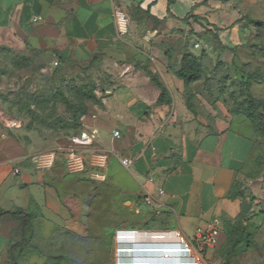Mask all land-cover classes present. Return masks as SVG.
<instances>
[{
  "label": "crops",
  "instance_id": "1",
  "mask_svg": "<svg viewBox=\"0 0 264 264\" xmlns=\"http://www.w3.org/2000/svg\"><path fill=\"white\" fill-rule=\"evenodd\" d=\"M118 10L127 17L123 33ZM135 13L148 22L145 31ZM0 24L60 70H88L85 92L93 95L74 128L31 125L0 106V264H19L33 236L83 232L110 204L137 218L121 219V231L179 232L189 242L219 219L205 262L264 264L263 142L247 118L207 96L203 79L186 84L178 76L185 54L199 58L202 71L217 64L254 69L264 0H0ZM153 78L164 89L161 102ZM93 130L92 149L109 153L105 181L89 171L68 174L62 155L37 168L39 154ZM120 158L131 161L129 169Z\"/></svg>",
  "mask_w": 264,
  "mask_h": 264
},
{
  "label": "rangeland",
  "instance_id": "2",
  "mask_svg": "<svg viewBox=\"0 0 264 264\" xmlns=\"http://www.w3.org/2000/svg\"><path fill=\"white\" fill-rule=\"evenodd\" d=\"M134 17L139 29L145 31L149 28L144 16L135 13ZM257 37L258 40L253 44L256 58L254 69L242 64L232 72L226 65L217 64L200 72L197 80L203 79L207 96H218V99L229 107L245 101L248 96L264 100V71L261 68L264 43L260 36ZM186 48L187 52L191 51L193 42L189 41ZM87 71L84 67L72 68L69 72L60 70L42 54L27 48L20 39L0 24V106L26 118L31 125L54 128L64 123L73 124L75 111L84 102L79 89H91L92 76ZM247 75L253 77L250 88L246 86ZM58 91H61V95H56ZM62 94L68 100V105L61 100ZM243 109L245 105L240 108ZM263 121L264 119L260 118L257 124L262 125ZM261 140L263 146L259 167L264 172V138ZM245 194L249 196L246 189ZM121 219L131 222L137 220L129 213L121 212V206L110 204L108 212L90 222L83 232L62 230L58 236L48 241H39L33 236L18 256L19 264H124L123 260L126 258L138 260V263L126 264H140L144 263L141 261L146 257H158L157 260H162L166 254L163 253L164 250H161L162 253L151 254L149 251L143 252L144 249L140 248L153 250L152 245L163 247L169 245L173 239H162L161 234L155 235L158 238H154L151 237L154 234L138 231L137 235L140 237L137 241H120L117 232L121 231ZM128 247L140 252H120ZM179 258L177 254L170 255L173 263L180 260Z\"/></svg>",
  "mask_w": 264,
  "mask_h": 264
},
{
  "label": "built area",
  "instance_id": "3",
  "mask_svg": "<svg viewBox=\"0 0 264 264\" xmlns=\"http://www.w3.org/2000/svg\"><path fill=\"white\" fill-rule=\"evenodd\" d=\"M116 19L119 24L121 32H125L127 28V17L125 13L118 10L116 11ZM40 20L39 18L34 21ZM199 45H195L198 48ZM121 134L118 131L113 133V139H120ZM97 139V132L82 131L72 134L67 138V145L64 147H58L57 149L39 154L37 156L38 169H48L52 166L54 159L57 155H62L65 171L70 175L84 174L86 171L90 172L91 179L95 181H105V171L108 165L109 153L92 149L94 141ZM120 164L129 169L131 161L128 158H120ZM18 170L15 171V174ZM162 193V191H160ZM147 204L153 202L151 197L146 198ZM220 220L214 219L205 231L198 230L194 242L187 241L179 232H166L163 233L169 242V245L163 246L165 257L161 258L162 261L157 263L164 264H207L205 262L203 252L205 247L210 246L214 239L219 234ZM122 234H138V231H119L117 235ZM122 240V239H121ZM127 240V239H125ZM121 252H127L122 249ZM168 254V255H167ZM169 254L179 255L178 262L175 263L170 260ZM155 258V257H154ZM158 258V257H156Z\"/></svg>",
  "mask_w": 264,
  "mask_h": 264
},
{
  "label": "trees",
  "instance_id": "4",
  "mask_svg": "<svg viewBox=\"0 0 264 264\" xmlns=\"http://www.w3.org/2000/svg\"><path fill=\"white\" fill-rule=\"evenodd\" d=\"M253 24H255L256 26L263 25V23H260V22H253ZM201 71H202V68H201L200 59L195 57L192 54H185L181 60V68L178 71V76L181 79H183L186 84H188L190 82H193V81L199 79ZM245 80H246V86L250 88L251 84L253 82L252 75H250V76L247 75ZM152 82L162 89V94L159 98V102H161L163 95H164V89L162 88V86L159 85V83H157L155 81L154 78L152 79ZM79 94L81 95V98L83 100H92L93 99V95H91V93L85 92L81 88L79 89ZM56 95H61V91H58ZM61 100L63 102H65L67 105L69 104L68 100L63 96V94H62ZM243 105H245V109L240 110V108L243 107ZM84 111H85L84 105L80 104V106L75 111V113H76L75 114V117H76L75 122L73 124L72 123L61 124L62 127L74 128L75 125L79 121V115L83 114ZM231 113L237 114V115L239 114V115H242L245 118H247L253 124L255 134L260 138H264V121H263L262 125L257 124L258 119H260V118H262V120L264 119V100L255 99L253 97L251 98L250 96H248L245 99V101H242L241 103H235L231 108ZM232 197L235 198L236 195H232ZM18 215H19V213H11L10 214V216H13L15 218H17ZM242 215H244V213ZM27 223H28V218L26 216V219H24L22 221L23 227L27 226ZM127 231H137V230H127ZM23 233H24V230H23ZM13 264H15V262H13Z\"/></svg>",
  "mask_w": 264,
  "mask_h": 264
},
{
  "label": "bare ground",
  "instance_id": "5",
  "mask_svg": "<svg viewBox=\"0 0 264 264\" xmlns=\"http://www.w3.org/2000/svg\"><path fill=\"white\" fill-rule=\"evenodd\" d=\"M161 236V238L162 239H168L165 235H160ZM140 236L139 235H137V234H122V237H121V234L119 235V240L121 241V239L122 240H125V239H127V240H135L136 239V241H137V239L139 238ZM151 237H154V238H158V236H155V235H151ZM135 242V241H134ZM130 246V245H129ZM134 246V245H133ZM162 246V245H161ZM161 246H153L152 245V248H154L153 250L152 249H145V248H140V249H144V250H142L143 252H147L148 253V251H149V253H159V252H161V250H162V247ZM126 247V246H125ZM126 251H128V253H135L136 252V254L138 253V252H140V251H136L134 248H132V247H128V249L126 250ZM121 252V251H120ZM162 253V252H161ZM164 254H165V252H163ZM171 255V254H170ZM165 257V255L163 256V258ZM170 257V256H169ZM148 258V257H147ZM144 259V258H143ZM157 259V258H156ZM124 262V261H123ZM134 262L135 263H138L136 260H134ZM153 262V261H152ZM155 262V261H154ZM176 262H178V261H176ZM134 263V264H135ZM140 264H148V263H146V262H144V263H140ZM150 264V263H149ZM156 264H158V263H156ZM176 264H178V263H176Z\"/></svg>",
  "mask_w": 264,
  "mask_h": 264
},
{
  "label": "water",
  "instance_id": "6",
  "mask_svg": "<svg viewBox=\"0 0 264 264\" xmlns=\"http://www.w3.org/2000/svg\"><path fill=\"white\" fill-rule=\"evenodd\" d=\"M147 258V257H146Z\"/></svg>",
  "mask_w": 264,
  "mask_h": 264
}]
</instances>
